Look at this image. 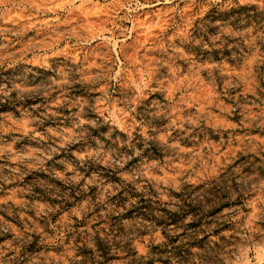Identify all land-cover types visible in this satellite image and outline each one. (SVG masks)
Returning a JSON list of instances; mask_svg holds the SVG:
<instances>
[{
  "label": "rangeland",
  "instance_id": "rangeland-1",
  "mask_svg": "<svg viewBox=\"0 0 264 264\" xmlns=\"http://www.w3.org/2000/svg\"><path fill=\"white\" fill-rule=\"evenodd\" d=\"M0 264H264V0H0Z\"/></svg>",
  "mask_w": 264,
  "mask_h": 264
}]
</instances>
